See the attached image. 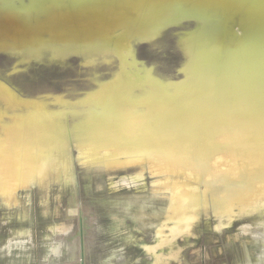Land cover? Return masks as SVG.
Here are the masks:
<instances>
[{
  "label": "water",
  "instance_id": "water-1",
  "mask_svg": "<svg viewBox=\"0 0 264 264\" xmlns=\"http://www.w3.org/2000/svg\"><path fill=\"white\" fill-rule=\"evenodd\" d=\"M0 264H264V0H0Z\"/></svg>",
  "mask_w": 264,
  "mask_h": 264
},
{
  "label": "flooded vegetation",
  "instance_id": "flooded-vegetation-1",
  "mask_svg": "<svg viewBox=\"0 0 264 264\" xmlns=\"http://www.w3.org/2000/svg\"><path fill=\"white\" fill-rule=\"evenodd\" d=\"M11 34H15V32L8 31V36H9V37H10V35H11ZM67 37H68V36H67ZM68 38H70V37H68ZM38 47H39V46H38ZM38 47H35L34 49H36V50H37V49H38ZM40 48H41V47H40Z\"/></svg>",
  "mask_w": 264,
  "mask_h": 264
}]
</instances>
